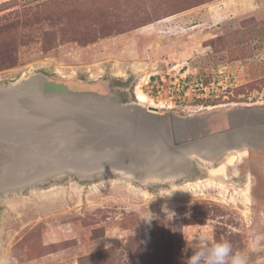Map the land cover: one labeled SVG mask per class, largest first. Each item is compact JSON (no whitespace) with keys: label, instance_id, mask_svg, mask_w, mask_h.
Masks as SVG:
<instances>
[{"label":"rangeland","instance_id":"rangeland-1","mask_svg":"<svg viewBox=\"0 0 264 264\" xmlns=\"http://www.w3.org/2000/svg\"><path fill=\"white\" fill-rule=\"evenodd\" d=\"M0 60V86L39 74L205 116L220 131L226 111L264 112V0H0ZM251 125L263 131L253 146L193 157L163 180L69 169L0 190V254L16 264H185L206 235L264 264V251L250 252L264 236V121Z\"/></svg>","mask_w":264,"mask_h":264},{"label":"water","instance_id":"water-1","mask_svg":"<svg viewBox=\"0 0 264 264\" xmlns=\"http://www.w3.org/2000/svg\"><path fill=\"white\" fill-rule=\"evenodd\" d=\"M227 127L211 131L205 116H179L95 91H77L39 74L0 86V190L55 175L117 171L163 180L196 157L253 146L264 112H225Z\"/></svg>","mask_w":264,"mask_h":264},{"label":"clouds","instance_id":"clouds-1","mask_svg":"<svg viewBox=\"0 0 264 264\" xmlns=\"http://www.w3.org/2000/svg\"><path fill=\"white\" fill-rule=\"evenodd\" d=\"M262 240L264 236L254 235L250 252L264 251L260 243ZM193 244L195 247L185 264H249V252L234 251L232 243L228 240L210 242L206 235H197ZM0 264H16L15 257L0 254Z\"/></svg>","mask_w":264,"mask_h":264},{"label":"bare ground","instance_id":"bare-ground-1","mask_svg":"<svg viewBox=\"0 0 264 264\" xmlns=\"http://www.w3.org/2000/svg\"><path fill=\"white\" fill-rule=\"evenodd\" d=\"M139 99L141 100V102H146L147 101V97L143 94L139 95ZM140 104V103H139ZM209 169V168H208ZM243 193V192H242ZM244 195V194H243ZM242 195V196H243ZM245 199V198H244ZM246 201V200H245Z\"/></svg>","mask_w":264,"mask_h":264},{"label":"crops","instance_id":"crops-1","mask_svg":"<svg viewBox=\"0 0 264 264\" xmlns=\"http://www.w3.org/2000/svg\"><path fill=\"white\" fill-rule=\"evenodd\" d=\"M170 18H171V19H170ZM170 18H167L166 21H167V20H174V19L177 20V18H178V19H181L182 16H181V15H176V16H172V17H170ZM172 18H174V19H172Z\"/></svg>","mask_w":264,"mask_h":264},{"label":"trees","instance_id":"trees-1","mask_svg":"<svg viewBox=\"0 0 264 264\" xmlns=\"http://www.w3.org/2000/svg\"><path fill=\"white\" fill-rule=\"evenodd\" d=\"M0 66L5 67V66H8V64H6L5 62H2V61L0 60Z\"/></svg>","mask_w":264,"mask_h":264},{"label":"flooded vegetation","instance_id":"flooded-vegetation-1","mask_svg":"<svg viewBox=\"0 0 264 264\" xmlns=\"http://www.w3.org/2000/svg\"><path fill=\"white\" fill-rule=\"evenodd\" d=\"M225 123V122H224ZM226 125V124H225ZM225 125L224 126H220V127H224L225 128Z\"/></svg>","mask_w":264,"mask_h":264}]
</instances>
